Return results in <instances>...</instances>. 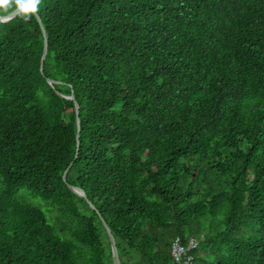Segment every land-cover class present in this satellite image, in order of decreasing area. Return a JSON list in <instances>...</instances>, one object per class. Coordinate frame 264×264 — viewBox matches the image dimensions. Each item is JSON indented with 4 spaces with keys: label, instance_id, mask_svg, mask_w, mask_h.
<instances>
[{
    "label": "trees",
    "instance_id": "1",
    "mask_svg": "<svg viewBox=\"0 0 264 264\" xmlns=\"http://www.w3.org/2000/svg\"><path fill=\"white\" fill-rule=\"evenodd\" d=\"M39 15L44 75L37 18L0 23V264H114L100 214L122 264H173L176 237L196 264H264V0Z\"/></svg>",
    "mask_w": 264,
    "mask_h": 264
},
{
    "label": "water",
    "instance_id": "2",
    "mask_svg": "<svg viewBox=\"0 0 264 264\" xmlns=\"http://www.w3.org/2000/svg\"><path fill=\"white\" fill-rule=\"evenodd\" d=\"M14 18H7V19H0V23H6V22H9L11 20H13ZM39 24H40V27L42 29V32H43V36H44V52H43V56H42V59H41V64H40V70H41V73L44 75V65H45V60L47 58V55H48V49H49V36L47 34V31L45 29V26L43 24V21L39 15V17L37 18ZM47 81L50 85H55L57 83H59L58 81L56 80H53L51 78H47ZM65 98H70L72 100L75 101L76 103V110H77V127H78V135H77V155L79 153V150H80V132H81V119H80V106L79 104L76 102V99H75V96L72 94L70 97L68 96H64ZM77 155H76V158H77ZM72 165H73V162L69 165V167L65 170L64 172V175H63V179H64V182H66L68 184V181H67V178H68V174H69V171L70 169L72 168ZM69 188L75 192L76 194L84 197L85 199H87L88 203L90 204V206L95 209V206L94 204L87 198V194L86 192L80 188V187H76L74 185H71V184H68ZM100 219L107 231V234H108V237L110 239V242H111V248H112V255H113V262L114 264H122V261H121V258H120V254H119V250H118V246H117V242H116V239H115V236L112 232V229L110 227V225L107 223V221L103 218V216L100 214Z\"/></svg>",
    "mask_w": 264,
    "mask_h": 264
},
{
    "label": "clouds",
    "instance_id": "3",
    "mask_svg": "<svg viewBox=\"0 0 264 264\" xmlns=\"http://www.w3.org/2000/svg\"><path fill=\"white\" fill-rule=\"evenodd\" d=\"M43 0H0V19L9 17L29 24L39 17Z\"/></svg>",
    "mask_w": 264,
    "mask_h": 264
},
{
    "label": "built area",
    "instance_id": "4",
    "mask_svg": "<svg viewBox=\"0 0 264 264\" xmlns=\"http://www.w3.org/2000/svg\"><path fill=\"white\" fill-rule=\"evenodd\" d=\"M199 246L200 241L198 238L190 237L183 240L181 237H176L171 245L173 264H196Z\"/></svg>",
    "mask_w": 264,
    "mask_h": 264
},
{
    "label": "rangeland",
    "instance_id": "5",
    "mask_svg": "<svg viewBox=\"0 0 264 264\" xmlns=\"http://www.w3.org/2000/svg\"><path fill=\"white\" fill-rule=\"evenodd\" d=\"M26 192L29 193L27 190H26ZM20 196H21V193H18L17 197H20ZM35 202L38 206H40L44 211L47 212V206H49V205H47V203L45 201H43L41 198H36Z\"/></svg>",
    "mask_w": 264,
    "mask_h": 264
}]
</instances>
